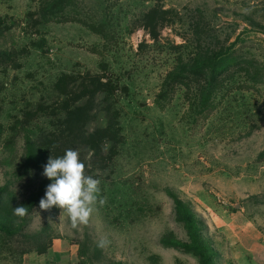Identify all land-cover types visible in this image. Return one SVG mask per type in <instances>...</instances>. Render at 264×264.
<instances>
[{
    "label": "rangeland",
    "instance_id": "obj_1",
    "mask_svg": "<svg viewBox=\"0 0 264 264\" xmlns=\"http://www.w3.org/2000/svg\"><path fill=\"white\" fill-rule=\"evenodd\" d=\"M69 149L75 227L39 207ZM0 264H264V0H0Z\"/></svg>",
    "mask_w": 264,
    "mask_h": 264
},
{
    "label": "clouds",
    "instance_id": "obj_2",
    "mask_svg": "<svg viewBox=\"0 0 264 264\" xmlns=\"http://www.w3.org/2000/svg\"><path fill=\"white\" fill-rule=\"evenodd\" d=\"M43 175L51 181L45 197L39 202L42 210L53 207L66 211L73 226L85 224L95 210V205L105 203L100 197V180L85 175V165L80 160L77 150H66L63 156L50 157L44 166ZM27 208L17 206L13 214L23 217Z\"/></svg>",
    "mask_w": 264,
    "mask_h": 264
},
{
    "label": "trees",
    "instance_id": "obj_3",
    "mask_svg": "<svg viewBox=\"0 0 264 264\" xmlns=\"http://www.w3.org/2000/svg\"><path fill=\"white\" fill-rule=\"evenodd\" d=\"M223 55L222 52H220V54L218 55L221 56ZM2 58H4V56L2 55L1 56ZM174 71L173 73H170L167 78L165 79V81L163 82L162 84V89H161V92L157 95L156 97V100H155V105L160 108L161 110L164 109L163 105H162V102L164 101V98H165V95L167 94V90L168 88L172 89V87L174 86V80L175 79H171V81L169 80L170 77H174L176 78V75H174ZM67 78L66 77H61L55 84V88H54V91L55 93L61 97V98H67L68 99V91H67V88H68V83H67ZM169 80V82H168ZM107 88V85L104 84L103 82L97 80L96 78H89L85 81V86L83 87L82 86V95L80 98L77 99L76 97V100L73 101V104H78L80 105V102L81 100L83 99H89L90 101H93L95 99V96L97 95H101V94H105L106 93V89ZM62 106L61 108H59V110L61 112H64L67 114V111H68V107H67V103L63 102L62 103ZM81 106L77 107V110L80 109ZM59 111V112H60ZM110 125L111 123L108 122L107 124V129L110 128ZM84 145H87V146H90L91 143H85ZM186 227H187V232L189 233L193 224H192V221L189 220V219H186L184 221ZM192 240V239H191Z\"/></svg>",
    "mask_w": 264,
    "mask_h": 264
}]
</instances>
